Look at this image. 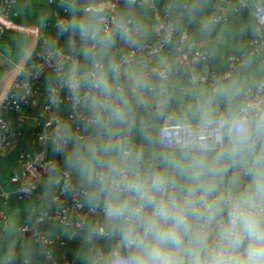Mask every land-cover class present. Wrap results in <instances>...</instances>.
<instances>
[{
	"label": "clouds",
	"instance_id": "1",
	"mask_svg": "<svg viewBox=\"0 0 264 264\" xmlns=\"http://www.w3.org/2000/svg\"><path fill=\"white\" fill-rule=\"evenodd\" d=\"M136 5L113 14L109 0H58L66 15L56 26L73 55L58 63L52 94L66 91L86 135L62 124L51 135L80 206L99 217L84 235L85 260L264 264V80L237 76L189 94L173 113L182 131L161 136L174 96L165 72L149 74L133 56L149 33Z\"/></svg>",
	"mask_w": 264,
	"mask_h": 264
},
{
	"label": "crops",
	"instance_id": "2",
	"mask_svg": "<svg viewBox=\"0 0 264 264\" xmlns=\"http://www.w3.org/2000/svg\"><path fill=\"white\" fill-rule=\"evenodd\" d=\"M257 1L264 3V0ZM192 2L193 0H189V4ZM195 2L197 4L195 11H187L182 14L174 4L173 16L178 28L175 42L172 45L157 55L136 58L139 63L146 66L149 74L154 73L156 67H164L170 71L167 83L169 91L174 96L170 102L172 110L165 119L157 122V129L159 125L163 124H177L174 123L176 116L173 113L179 111L186 104V97L199 89L209 87L216 80L239 76L249 83H253L264 77V48L252 52L249 43L252 34L243 36L241 26L236 20V17L239 16L242 20L253 24L252 12L245 8L239 14L235 13L230 0H195ZM148 4L154 6L152 0ZM48 8L49 0H21L14 7L9 17L0 14V21L6 25V30L0 39V116L9 120L13 127L16 126V115L2 107V99L15 79L19 76H28V70L32 69L34 60L37 58V51H39L37 47L38 31L42 34L48 31L46 23ZM153 15L155 17V11ZM219 15L223 19L215 21L214 18ZM232 18L236 23L231 21ZM193 21L208 29L206 37L196 39L187 32L180 33L184 24ZM183 35L188 43L196 47L210 49L216 56V61L211 62L213 70L218 72L229 67L227 71L219 72L222 74L221 78L209 81L201 80L202 74L209 70L207 63L195 64L179 70L175 69L179 56L177 45ZM123 48L126 49L124 46ZM233 56H240V59L234 61V65L231 67L230 62ZM154 82L159 83L160 81ZM60 111L66 113L64 108H61ZM36 119L29 116L24 125V134L13 138L10 146L5 151L0 152V192L7 194L2 205V211L6 217L0 218V264H10L11 257L22 254V252L24 254L33 252L29 246V241L36 237L37 233L28 235L26 231L38 225L36 217L41 211L56 205L53 197L57 194L61 182L59 172L46 175L36 196L32 199L22 198L16 191V184L11 181V175L17 168L19 152L25 148L34 147L32 140L36 129ZM66 124L68 125V123ZM49 149L53 154L52 147ZM64 159L62 160L63 163H65ZM72 173L77 181V176L73 170ZM57 176L59 177L58 180L56 179ZM54 225V230L48 232L52 236L63 239L69 244H84L85 233L83 231L58 223H54ZM86 253L87 250L77 252L71 261L72 264H87ZM54 254L58 259H61V256L63 257L61 247H55ZM24 261L25 264H34L27 256ZM59 264L66 263L61 260Z\"/></svg>",
	"mask_w": 264,
	"mask_h": 264
},
{
	"label": "built area",
	"instance_id": "3",
	"mask_svg": "<svg viewBox=\"0 0 264 264\" xmlns=\"http://www.w3.org/2000/svg\"><path fill=\"white\" fill-rule=\"evenodd\" d=\"M21 0H0V14L10 16L12 9ZM53 1V0H49ZM150 2V0H137V3ZM174 0H171L162 10L155 9L156 22L151 27L150 36L143 42L142 47L133 53L134 58H140L146 55H157L166 50L175 42L177 24L173 16ZM234 12L239 14L244 8H248L254 18V33L249 38L251 51H259L264 48V3L257 0H230ZM185 2L189 3V0ZM113 14L120 12L125 6L126 0H109ZM180 14H182L180 12ZM65 15L60 16L62 19ZM221 15L214 18L215 21H221ZM6 30V25L0 21V39ZM38 43L46 42L45 33L38 31ZM57 42L63 43L58 39ZM179 56L177 58L175 69L186 68L195 64H206L212 52L204 47H196L186 41L183 35L177 45ZM125 53L129 52L124 51ZM70 57L62 48H45L37 51V61L32 69L28 70V76H19L15 79L11 87L7 90L2 99V107L10 110L16 115V126H11L9 120L0 116V152L5 151L15 137L24 134V125L29 119L28 112L35 108L41 98H44V104L39 117L36 119V129L33 137V148L21 150L17 156V168L11 175V181L16 184V191L25 199H32L36 196L43 178L53 172H59L61 182L57 194L53 197L56 205L41 211L36 217V223L52 222L68 226L75 230L84 231L89 226V221L93 223L99 219L98 216L90 213L86 207H81L82 195L77 181L74 179L72 170L66 167L62 162L63 154H58L53 148V129L62 124L69 126L70 133L75 136H85L80 125L81 114L73 109L70 97L66 91L59 93V98L53 96V90L56 88V82L49 85L46 89H41L37 81L43 73L51 71L57 73L58 63L65 61ZM240 56L231 57V67L234 61L240 59ZM154 72H165L169 79L170 71L164 67H156ZM229 74V73H227ZM215 70L206 71L201 76V80L209 81L221 78ZM264 80V77L261 79ZM259 80V81H261ZM258 81V82H259ZM20 91H13V89ZM65 102L70 103V108L66 113L60 111ZM68 123V125L66 124ZM182 131L181 125L163 124L159 125L158 132L161 136H176ZM49 147H52L51 154ZM71 145L65 148V154L71 152ZM7 194L0 192V218H5L2 211L3 200ZM27 229V228H26ZM36 240L41 242L46 249L47 255L52 264H59L64 258L58 259L54 254L55 247H61L65 243L63 239L56 238L48 232H39L36 234ZM66 264L72 262L66 260ZM25 264V263H23Z\"/></svg>",
	"mask_w": 264,
	"mask_h": 264
},
{
	"label": "trees",
	"instance_id": "4",
	"mask_svg": "<svg viewBox=\"0 0 264 264\" xmlns=\"http://www.w3.org/2000/svg\"><path fill=\"white\" fill-rule=\"evenodd\" d=\"M185 1L186 0H174L173 3L176 6L177 2L183 4V3H185ZM170 2H171V0H152V3L154 6H150L147 2H144V1L141 3H137L134 11H135L136 15L138 17H140L141 19H143L144 23L147 25V27L149 29L148 36H150V34H151L152 25L156 22V19L153 15L155 9L162 10ZM13 9H12V11H13ZM179 12L186 13L187 11L186 10H180ZM62 15H66V13H64L63 10L58 7V0H53L52 2L49 1L48 14H47V19H46V23L48 25V31L45 33L46 42L40 41L38 43L37 47L39 50H44L45 48H52V47L62 48V50L66 54L70 55V57H71L73 55V53L69 51L68 36L60 34V33L55 31V25H56L58 19L60 18V16H62ZM231 21L236 23L234 18H232ZM207 30L208 29L204 28V26L202 24L197 23L196 21H193V22L184 24V26L180 29V33L187 32L192 37H194L196 39H201V38H204L207 36ZM58 39L63 40V43L57 42ZM117 47L123 48V45L118 42ZM123 50L127 51V48L126 49L123 48ZM208 50H210V49L208 48ZM215 57L216 56H214V54L212 53V56H211L209 61L215 62L216 61ZM34 61L36 62L37 58ZM228 69H229V67L221 69L218 71V73L220 71L225 72ZM57 77H58V73H53L51 71H47L45 73L43 80L40 79L37 81V85L41 89L42 88L46 89L49 85L56 82ZM63 108L66 111H68L70 108V103L65 102L63 104ZM30 148H32V147H30ZM89 223L92 224L93 220H90ZM83 232L85 233L86 230H84ZM29 244H30L29 246L32 248L33 252H30L27 254H24L22 252V254L12 256L11 260H10V264H23V263H25L24 259L26 256L29 257L34 264H47L48 261H51L47 255L46 249L44 248L43 244L41 242H38L36 240V237L32 238L29 241ZM104 244H105L104 241L99 242L100 246H104ZM83 250L88 251V245L85 244V242L82 245H73V244H69L68 242L65 241V243L63 245H61V251H62V255L64 257L62 259V261L66 262V260H68L71 262L75 258L76 253L83 251Z\"/></svg>",
	"mask_w": 264,
	"mask_h": 264
},
{
	"label": "water",
	"instance_id": "5",
	"mask_svg": "<svg viewBox=\"0 0 264 264\" xmlns=\"http://www.w3.org/2000/svg\"><path fill=\"white\" fill-rule=\"evenodd\" d=\"M126 11H127V9L124 6L120 12H126ZM236 20L239 22V24L241 26L243 36H248V35L254 33V24L242 20L239 16L236 17ZM55 31L60 33V30L57 26H55ZM207 64L209 66V70H211L212 69L211 61H208ZM44 76H45V73H43L41 75L40 79L43 80ZM153 80L158 81L159 78L153 77ZM13 91H20V90L15 88V89H13ZM43 104H44V98H41L39 103L37 104V106L28 112L29 116L34 117V118H38L40 115L41 109L43 107ZM54 227H55V225L52 222H42V223H39L34 228L28 229L26 231V234L30 235V234H36L39 232H51L54 230ZM81 234L83 235V233H81ZM47 264H52V263H51V261H48Z\"/></svg>",
	"mask_w": 264,
	"mask_h": 264
}]
</instances>
